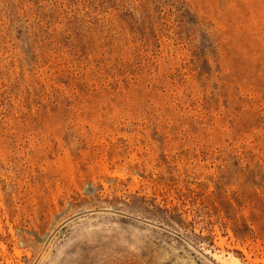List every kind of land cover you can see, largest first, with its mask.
I'll return each instance as SVG.
<instances>
[{"label": "rangeland", "instance_id": "374dc122", "mask_svg": "<svg viewBox=\"0 0 264 264\" xmlns=\"http://www.w3.org/2000/svg\"><path fill=\"white\" fill-rule=\"evenodd\" d=\"M257 258L264 0H0V264Z\"/></svg>", "mask_w": 264, "mask_h": 264}, {"label": "bare ground", "instance_id": "6f19581e", "mask_svg": "<svg viewBox=\"0 0 264 264\" xmlns=\"http://www.w3.org/2000/svg\"><path fill=\"white\" fill-rule=\"evenodd\" d=\"M213 256L215 257V259L221 261L222 257L218 254H213ZM253 263H264V258H257V259H251Z\"/></svg>", "mask_w": 264, "mask_h": 264}]
</instances>
